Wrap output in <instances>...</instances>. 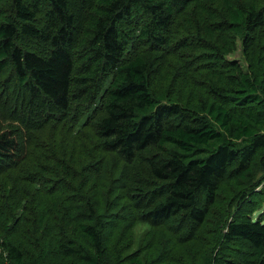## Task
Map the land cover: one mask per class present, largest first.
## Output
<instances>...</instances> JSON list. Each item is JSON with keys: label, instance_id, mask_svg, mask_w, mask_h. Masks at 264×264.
<instances>
[{"label": "trees", "instance_id": "obj_1", "mask_svg": "<svg viewBox=\"0 0 264 264\" xmlns=\"http://www.w3.org/2000/svg\"><path fill=\"white\" fill-rule=\"evenodd\" d=\"M258 34L261 0H0V197L13 210L0 264H193L172 257V236L184 241L204 222L222 181L243 189L241 200L264 179ZM237 39L246 70L227 58ZM200 69L206 78L193 81ZM80 140L90 159L65 161ZM41 146L52 153H38L44 165L28 158ZM100 151L134 162L141 182L115 186L109 175L103 212L69 183L77 173L87 185ZM52 167L63 173L41 178ZM27 196L39 213L12 241ZM235 204L208 228L198 264H264V217L236 216ZM159 222L171 236L157 247L149 232Z\"/></svg>", "mask_w": 264, "mask_h": 264}, {"label": "rangeland", "instance_id": "obj_2", "mask_svg": "<svg viewBox=\"0 0 264 264\" xmlns=\"http://www.w3.org/2000/svg\"><path fill=\"white\" fill-rule=\"evenodd\" d=\"M264 2V0H261ZM264 39V34H258L257 42L262 41ZM228 59L236 60L240 66H242L246 70V61L244 56L242 55V50L240 47V40L237 39L236 41V48L227 54ZM193 78V81L200 82L202 79L206 78L207 71L205 69L196 70L194 74L191 75ZM202 91V87L200 88ZM186 91V89H185ZM3 120V119H2ZM5 121V119H4ZM83 143L82 140L77 142V145L72 148V155L68 156L65 161H71V160H78L82 164H85L91 157L90 152V146H88V141H86V145H81ZM25 145V142H23V146ZM153 150L152 147H149V149L146 151V154H149ZM38 153L47 156H52V153H49V149L47 146H41L36 149V152L34 150H30L28 152V158L30 161H35L37 163L41 162L43 165L45 164L44 160L40 158ZM264 152H261L263 154ZM50 154V155H49ZM99 155H103L104 160L103 162H99L98 165L92 163L87 167L86 175L88 177V180L86 178L87 185H79L81 182V177L79 174H73L71 178H69V183L73 186L72 192L73 195L76 194L78 188V191H80L83 195L91 197L94 201H96V205L98 206L99 211L103 212L106 208V204L109 203L108 195L106 194L107 186H108V177L111 175V177L115 176L114 184L115 186H128L129 184L134 183V186H141V182L137 181V178L139 175H137V167L133 164L134 162H126L121 160L120 158L116 159L114 158L113 154L111 152L104 153L102 151L99 152ZM27 157V156H26ZM260 159V157H258ZM114 160V161H112ZM117 162L116 165H114V162ZM23 162L26 163V160H23ZM54 164V163H53ZM53 164H50L51 166ZM101 164V165H99ZM29 167V166H28ZM31 168V167H29ZM38 169V168H36ZM258 176H262L264 174V164L260 166L258 169ZM43 175L41 178H45L47 181V178H57L60 174H62V169L59 167H52L50 171H43ZM118 176V177H117ZM144 176V175H143ZM139 180V179H138ZM96 183L95 186L90 187L89 185L91 183ZM123 182V183H122ZM230 181L224 180L222 181L219 192L221 194V197H219V200L215 202L213 207L210 208L209 213L204 220L203 223L195 224L194 230L189 233L187 239L184 241H178L176 235L172 236L171 238V245L174 248V254L171 253L173 256H182L186 259H191L194 257H197V260L193 262V264H198V261L201 260V257L203 254H206L208 252L209 246H210V240L212 238V234L208 231V228L214 221V219L218 216V213L223 209L222 206L225 204H229L233 201H235V206H232L231 208L234 210L233 214L236 216L249 214L251 217H258L262 216L264 217V179L258 182L252 189L249 190L248 193H246V196L244 199H240L242 193L244 192L243 189L241 191H237V188L228 189L227 186ZM47 184V183H46ZM70 185V186H71ZM67 188V184L63 183L62 185L56 186L55 191H65ZM119 189H115V191H118ZM245 195V193H243ZM243 195V196H244ZM242 198V197H241ZM234 199V200H233ZM61 202L63 203V197L61 196ZM25 206L29 209L25 211L24 213V224H18L16 226L11 227V232L8 233V237L10 240L14 241L20 238L21 231L23 230L24 226H26L27 230H30L34 227V224L36 222L37 214L39 213V209L37 207L36 201H34L31 196H27L24 200ZM51 204V203H50ZM234 205V204H233ZM5 201L2 197H0V242L2 234H3V227L6 222H10L8 218L11 217V212H7L4 210L3 207H5ZM46 212L49 214L47 209H45ZM100 212V213H101ZM53 214V212H52ZM221 221H222V217ZM53 222V219L50 220ZM122 224H119L117 227H115V230L113 232L114 236L118 235L119 230L116 231V229L120 228ZM188 226L190 224L185 225L184 227L188 229ZM72 224L70 225V230L72 231ZM139 227L138 225L135 226L133 232L137 230ZM152 236V239L155 240V245L159 247L163 239L166 241L167 237L169 238L171 235L168 231V225L167 222H159L156 224L153 229H151V232H149ZM237 246L245 248L247 250V246L242 241H237L235 243ZM1 248V245H0ZM182 253L181 255H179ZM85 264L82 263L80 260L76 261V264ZM200 264V263H199Z\"/></svg>", "mask_w": 264, "mask_h": 264}]
</instances>
